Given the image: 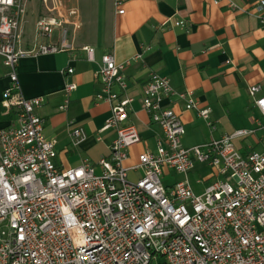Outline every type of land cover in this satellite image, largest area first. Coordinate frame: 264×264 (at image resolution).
<instances>
[{
	"label": "built area",
	"instance_id": "built-area-1",
	"mask_svg": "<svg viewBox=\"0 0 264 264\" xmlns=\"http://www.w3.org/2000/svg\"><path fill=\"white\" fill-rule=\"evenodd\" d=\"M50 1L43 3L48 6ZM213 1L247 12L233 0ZM27 3L0 0V57L11 82L2 106L16 114L0 130V264H151L158 258L165 259L164 264H264V151L245 153L236 145L255 130H237L184 147L185 126L173 107L164 105L166 100L182 102L211 125L210 110L202 108L192 92L177 93L167 77L153 75L141 102L162 139L156 151L140 154L135 166H124L130 150L141 142L137 128L127 123L134 99L127 95L125 70L150 47L123 62L112 54L101 59L97 99L108 102L112 111L102 131L117 134L109 158L97 166L84 161L69 170L56 165L55 145L46 138L37 114L45 98L23 96L17 68L28 56L74 51L68 26H80L62 14L53 15L59 4L47 7L52 16H40L36 22L42 42L22 50ZM255 10L264 25V0H258ZM173 25L185 27L182 21ZM83 51L90 62L96 61L94 48ZM63 73L73 74L74 68ZM76 88L67 84L66 97ZM261 89L252 86L249 95L264 117ZM68 104L67 98L61 110ZM86 136L82 128L73 129L72 145L79 146ZM197 163L213 171L214 179H208L202 193L188 179ZM166 169L185 179L166 185ZM130 171L142 175L132 181Z\"/></svg>",
	"mask_w": 264,
	"mask_h": 264
},
{
	"label": "crops",
	"instance_id": "crops-1",
	"mask_svg": "<svg viewBox=\"0 0 264 264\" xmlns=\"http://www.w3.org/2000/svg\"><path fill=\"white\" fill-rule=\"evenodd\" d=\"M233 1L247 12L234 11L227 2L216 5L213 0H51L44 6L48 10L59 4L58 14L80 26H68L74 51L28 56L17 68L23 96L45 98L37 114L44 122L46 138L55 145L56 165L69 170L84 161L97 166L102 158H109L117 134L115 130L102 131L112 111L108 102L97 99L102 83L96 73L103 55L112 54L123 62L145 47L151 49L143 53V59L133 61L125 70L127 95L134 99L127 123L135 126L141 137L130 150L125 167L135 166L140 154L156 151L162 139L141 102L153 75L167 77L177 93L192 92L201 107L210 110L211 125L197 112L186 110L182 102L166 100L164 105L172 106L185 126L184 147L210 143L237 130H255L252 136L236 140V145L245 153L263 152L264 117L255 108L249 88L261 86L260 95L264 96V25L256 17L258 0ZM174 21L184 22L185 27H175ZM28 24L27 12L22 50L42 42L36 25L35 35L28 37ZM86 46L95 49V62L88 60L83 51ZM70 66L74 73L64 74ZM69 83L77 88L66 97ZM10 87L8 69L0 57V130L16 116L14 110L2 106L4 92ZM67 98L68 108L61 110ZM75 128H82L87 135L77 147L70 139ZM131 172L138 178L142 175ZM207 181L196 186L205 188Z\"/></svg>",
	"mask_w": 264,
	"mask_h": 264
},
{
	"label": "rangeland",
	"instance_id": "rangeland-1",
	"mask_svg": "<svg viewBox=\"0 0 264 264\" xmlns=\"http://www.w3.org/2000/svg\"><path fill=\"white\" fill-rule=\"evenodd\" d=\"M44 3L43 0H28V20H29V24L27 25V29H28V37H31L33 35H35V25H36V20L42 16V12H45V15L48 16H52V13H50L48 10H46V8H44ZM39 14V15H38ZM42 14V15H41ZM53 15L58 16V12L55 11L53 13ZM57 34H55L56 36ZM213 176V171L211 170V168H209L207 165H202V164H196V168L194 171H192L189 175H188V179L190 181V183L192 184V186L194 187L195 191L197 193H202L204 190V186L201 187H197L196 186V181L201 179V180H207L210 179L211 181L214 178H211ZM185 176L183 175H178L177 173H175L174 171L168 170L166 169L165 171V183H174L177 181H181L184 180ZM130 180L132 181H136L138 180V177H136L134 175V172L130 173ZM166 262L165 259L163 258H158L156 260H153L151 264H164Z\"/></svg>",
	"mask_w": 264,
	"mask_h": 264
}]
</instances>
